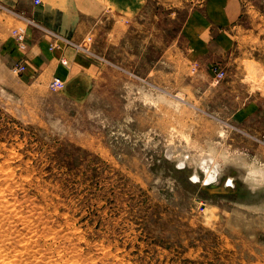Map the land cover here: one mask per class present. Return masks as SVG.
<instances>
[{"label":"rangeland","instance_id":"rangeland-1","mask_svg":"<svg viewBox=\"0 0 264 264\" xmlns=\"http://www.w3.org/2000/svg\"><path fill=\"white\" fill-rule=\"evenodd\" d=\"M205 1L105 12L59 90L0 71V264H264V185L233 163L264 165V0L207 62L184 31Z\"/></svg>","mask_w":264,"mask_h":264},{"label":"crops","instance_id":"crops-1","mask_svg":"<svg viewBox=\"0 0 264 264\" xmlns=\"http://www.w3.org/2000/svg\"><path fill=\"white\" fill-rule=\"evenodd\" d=\"M139 0H0V71L23 63L28 77L67 78L75 58L73 41H81L92 22L109 12L122 18ZM243 15L241 0H206L187 18L184 31L195 58L210 61L235 42L234 27ZM25 36V47L14 31ZM66 60L67 63L62 61ZM51 78V79H52Z\"/></svg>","mask_w":264,"mask_h":264},{"label":"bare ground","instance_id":"bare-ground-1","mask_svg":"<svg viewBox=\"0 0 264 264\" xmlns=\"http://www.w3.org/2000/svg\"><path fill=\"white\" fill-rule=\"evenodd\" d=\"M172 143L170 144V146ZM173 146V145H172ZM173 152V151H172ZM179 154V153H178ZM217 158V157H216ZM212 154H201L198 159H195L194 162L196 165H202L201 170L205 172L206 175V182L211 183L213 180H215L218 175L221 172L220 165L218 162L213 161V159H216ZM181 164H184V161L180 162ZM233 163H235L236 166L239 167V169L243 170L242 177L244 179H247L249 181H252L254 185L263 186L264 185V165H256V163H253L250 161L245 153H235L233 155ZM259 164V163H258ZM261 164V163H260ZM223 167V166H222ZM9 168V167H8ZM11 168V166H10ZM12 170V169H11ZM8 173V172H7ZM2 176V175H1ZM193 177L196 180L202 179L200 170L197 169L194 171ZM229 180L234 182V178L232 176L229 177ZM13 189V188H12ZM6 192V191H5ZM1 193V192H0ZM5 194V193H4ZM5 196V195H4ZM8 197V196H7ZM9 200V199H8ZM7 202V201H6ZM10 206V205H9ZM16 206V204H15ZM9 210V209H8ZM15 210V208H14ZM3 213V212H2ZM21 213V212H20ZM15 214V213H14ZM27 214V213H26ZM5 215V214H3ZM22 215V214H21ZM10 220V218H8ZM13 219V218H12ZM31 219V218H30ZM16 223V222H15ZM29 225V224H28ZM38 227V226H37ZM3 236V235H2ZM37 237V236H36ZM14 238V237H13ZM25 238V237H24ZM31 238V237H30ZM5 240V239H4ZM26 242V241H25ZM36 245V244H35ZM36 247V246H35ZM18 249V248H17ZM25 250V249H24ZM6 251V250H5ZM16 254V253H15ZM22 254V253H21ZM18 255V254H17ZM49 256V255H48ZM16 257V256H14ZM54 258V257H53ZM74 259V258H73ZM57 260V259H56ZM16 261V260H15ZM79 261V260H78ZM68 262V261H67ZM76 263V262H75ZM74 263V264H75ZM3 264H7L3 262ZM18 264V263H17ZM64 264V263H63ZM77 264V263H76ZM80 264V263H79ZM84 264V263H83Z\"/></svg>","mask_w":264,"mask_h":264},{"label":"built area","instance_id":"built-area-1","mask_svg":"<svg viewBox=\"0 0 264 264\" xmlns=\"http://www.w3.org/2000/svg\"><path fill=\"white\" fill-rule=\"evenodd\" d=\"M40 2H41V0H35L36 4H39ZM14 34L16 35V38L18 40L19 45L21 47H25V36H24V34L21 32H17L16 30L14 31ZM62 62L67 63L66 60H63ZM13 68L15 71L18 72V71H23L26 68V66L23 63L17 62L14 64ZM221 74H222L221 72H218V75H221ZM49 86H50V88H52L54 90H59V89L64 87V81L61 77L54 76L51 79Z\"/></svg>","mask_w":264,"mask_h":264}]
</instances>
